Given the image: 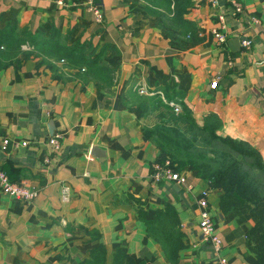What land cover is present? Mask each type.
<instances>
[{
	"label": "crops",
	"instance_id": "1",
	"mask_svg": "<svg viewBox=\"0 0 264 264\" xmlns=\"http://www.w3.org/2000/svg\"><path fill=\"white\" fill-rule=\"evenodd\" d=\"M236 1L240 12L228 0H192L184 16L194 31L175 37L141 0H0V30L29 37L0 64V169L38 189L26 200L0 191V264H77L99 243L103 264L116 245L137 264H218V256L259 264L245 245L250 222L222 213L218 191L195 170L180 168L181 183L151 180L162 153L142 135L145 121L131 103L134 91L158 93L185 102L198 123L213 112L226 133L248 141L264 160V0ZM90 3L102 9L100 22ZM216 12L224 15L222 45L210 31ZM243 36L248 48L240 45ZM68 51L95 57L110 79L70 63ZM54 132L59 147L50 152L46 138ZM92 145L102 155L91 154ZM201 189L208 190L218 251L196 226ZM165 205L177 220L171 231L181 232L174 253L153 224Z\"/></svg>",
	"mask_w": 264,
	"mask_h": 264
},
{
	"label": "trees",
	"instance_id": "2",
	"mask_svg": "<svg viewBox=\"0 0 264 264\" xmlns=\"http://www.w3.org/2000/svg\"><path fill=\"white\" fill-rule=\"evenodd\" d=\"M146 1L141 0V4L149 13L153 9L149 11ZM154 2H158L159 6L171 5L167 8L173 22L170 30H178L181 36L194 31V23L184 16L192 6V0ZM157 14L164 16L163 11H157ZM161 24V21L156 22L159 28L162 27ZM170 30L166 32L168 36H171ZM21 35L24 34H16L6 28L0 30V64L4 60H10L16 52L14 50L27 37ZM61 54L64 55L65 52L58 53ZM66 55L70 63L83 66L84 72L96 71L102 78L110 79V70L103 64H97L95 57L76 55L73 51H68ZM164 96L165 99L158 93L142 96L133 106L138 111V118L148 113L155 114L152 123L141 125L142 135L162 153L158 161L167 158L174 170L188 166L209 187L215 188L218 191V208L222 213L231 214L238 222H250V228L245 234V245L257 262L264 264V161L261 154L248 141L226 133L215 113L207 112L198 123L185 102H175L169 95ZM170 102L179 105L178 111L173 109ZM164 208V214L159 213L153 224L159 234L170 242L162 244L166 252L169 249L174 253L182 245L179 240L181 232L171 231L177 220L169 217L168 205ZM103 260L104 246L99 243L90 247L88 255L77 264H103ZM110 264L137 263L131 255L116 245Z\"/></svg>",
	"mask_w": 264,
	"mask_h": 264
},
{
	"label": "built area",
	"instance_id": "3",
	"mask_svg": "<svg viewBox=\"0 0 264 264\" xmlns=\"http://www.w3.org/2000/svg\"><path fill=\"white\" fill-rule=\"evenodd\" d=\"M210 4L214 3V0H208ZM228 5L232 8L234 12H240L241 11V5L236 0H228ZM90 10L93 13V18L95 21L100 22L103 18L102 9L100 6L90 3L89 5ZM215 18L218 22V26L211 27L210 31L214 38V42L216 45H222L225 39V23H224V15L222 12H216ZM253 20L255 18L252 17ZM240 45L244 48H248L250 46L251 40L249 37H241ZM24 47L27 45H23ZM216 79L213 78L208 82V86L210 88L216 87ZM172 104L173 109L177 110L178 106L175 103L170 102ZM59 138L60 134L57 132H54L47 136L46 143L48 145V149L50 152L55 151L59 147ZM7 140L5 138L2 139V147L5 146ZM21 144H24V141L20 142ZM43 162L48 161V157L44 156L42 158ZM150 178L152 181H160V180H171L177 183L183 182V175L178 171L172 169V167L169 164V160L167 158H164L162 161H154L152 163V170L150 173ZM37 187L33 185H28L26 183L17 182L10 180L6 174V172L2 169H0V191L3 193L17 199H31L33 198L37 193ZM207 189H201L195 199L196 204L198 206L197 211V217H196V226L201 234L202 238L206 240L215 251H218L221 245L220 239L217 236L212 219L209 213L208 208V201H207ZM60 198L61 200H67L68 199V186L67 185H61L60 187ZM218 264H228V261L223 256L217 257Z\"/></svg>",
	"mask_w": 264,
	"mask_h": 264
},
{
	"label": "rangeland",
	"instance_id": "4",
	"mask_svg": "<svg viewBox=\"0 0 264 264\" xmlns=\"http://www.w3.org/2000/svg\"><path fill=\"white\" fill-rule=\"evenodd\" d=\"M146 3L149 6V11L152 10V9L156 11V12H154L152 10L149 13L148 12H146V13H148L149 15H152L153 17H155V21L159 18V20H157V21H158V23H160V21H161V23H162L161 24V26H162L161 28L163 29L164 32H167V31H169L170 29L173 28L172 27L173 26V22H172L171 18L169 17V11L167 10V8H170L171 5L167 6V5L163 4V6H159L158 2H154V0H147ZM157 11H163L164 12V16H160L159 14H157ZM170 32H171V36L172 35H174L175 37L181 36V34H180V32L178 30H170ZM187 35H188V33H186V35H184V36H187ZM131 95H132L131 96V103L134 106V105H136V101L139 100L142 97V95L141 94H137L136 91H134V93H132ZM177 106H178V109H179V105L178 104H177ZM178 109H177V111H178ZM151 112H153V111H151ZM146 113H148V111ZM141 118H142L143 121L146 122V124H150L155 119V114L148 113L146 115H143ZM145 122L143 124H145ZM262 160H263V158H262Z\"/></svg>",
	"mask_w": 264,
	"mask_h": 264
},
{
	"label": "water",
	"instance_id": "5",
	"mask_svg": "<svg viewBox=\"0 0 264 264\" xmlns=\"http://www.w3.org/2000/svg\"><path fill=\"white\" fill-rule=\"evenodd\" d=\"M48 128H50L48 126ZM89 152L97 157H99V155H102L103 151L101 148L97 147L96 145H92L89 149Z\"/></svg>",
	"mask_w": 264,
	"mask_h": 264
}]
</instances>
